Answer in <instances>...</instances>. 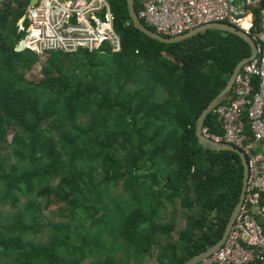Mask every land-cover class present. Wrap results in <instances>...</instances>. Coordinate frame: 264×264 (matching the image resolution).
<instances>
[{
  "label": "trees",
  "instance_id": "1",
  "mask_svg": "<svg viewBox=\"0 0 264 264\" xmlns=\"http://www.w3.org/2000/svg\"><path fill=\"white\" fill-rule=\"evenodd\" d=\"M28 3L0 2V264H182L213 244L242 166L203 148L195 120L248 42L217 29L160 42L110 0L118 50L46 51L26 79L40 59L14 49ZM203 126L221 133L212 112ZM50 203L66 221L42 218ZM254 216L264 231V193Z\"/></svg>",
  "mask_w": 264,
  "mask_h": 264
},
{
  "label": "built area",
  "instance_id": "2",
  "mask_svg": "<svg viewBox=\"0 0 264 264\" xmlns=\"http://www.w3.org/2000/svg\"><path fill=\"white\" fill-rule=\"evenodd\" d=\"M138 17L164 36L209 22H224L255 42L254 56L236 74L226 99L212 113L221 133L202 132L239 148L246 157V188L219 249L193 264H264V231L254 214L264 193V0H135ZM258 10L255 22L253 11ZM23 23H25L23 25ZM23 36L14 49L91 52L102 44L118 50L110 0H35L26 6Z\"/></svg>",
  "mask_w": 264,
  "mask_h": 264
},
{
  "label": "water",
  "instance_id": "3",
  "mask_svg": "<svg viewBox=\"0 0 264 264\" xmlns=\"http://www.w3.org/2000/svg\"><path fill=\"white\" fill-rule=\"evenodd\" d=\"M35 2V0H29V5H32ZM126 7L128 16L132 22V25L138 29L139 31L143 32L147 36L156 39L160 42H176L180 41L182 39L188 38L192 35H195L201 31L207 30V29H217L222 31H227L230 33H233L241 38H243L246 42L249 44V52L245 56H242L233 66L232 71L229 75V78L225 84V86L205 105V107L201 110L199 115L197 116L195 120V126H194V134L197 138V141L202 145L203 148H209L212 150H229L233 151L236 154H238L242 166V180H241V187L240 192L238 196V200L233 206L232 210L229 213V216L227 218V221L225 223V226L222 230V233L220 234L219 238L211 245L207 246L204 250L201 252L192 255L187 260H185L182 264H193L196 261H199L203 259L204 257L210 255L217 249L221 247V245L224 243L225 238L228 234L229 229L231 228L234 218L240 208V205L242 203V199L244 196L245 188H246V178H247V163H246V157L244 153L237 147L223 142V141H216L208 136H206L202 132L203 127V121L205 116L212 111V109L221 101H223L229 94L230 89L232 87L234 78L236 74L239 72L240 68L243 64H245L247 61H249L256 52L255 42L252 40V38L246 34L244 31L240 30L239 28H236L233 25H229L224 22H209L206 24H202L199 26H196L190 30H187L185 32H182L180 34H176L173 36H164L159 33H157L152 28L146 26L141 19L138 17L135 8H134V0H126ZM24 20V14L21 15V17L18 18V23H23Z\"/></svg>",
  "mask_w": 264,
  "mask_h": 264
},
{
  "label": "rangeland",
  "instance_id": "4",
  "mask_svg": "<svg viewBox=\"0 0 264 264\" xmlns=\"http://www.w3.org/2000/svg\"><path fill=\"white\" fill-rule=\"evenodd\" d=\"M1 1H2V0H0V2H1ZM23 22H24V20H23ZM17 24H18V25H21L22 23L19 24V23L17 22ZM59 51H61V50H59ZM62 52H72V51H62ZM39 54H40V59H39V61L36 62V63H34V64L32 65V67H31V69L28 70V71L24 74V77H25L26 79H37V78H39V77L41 76V66H42V64H43L44 56L46 55V53H45V52H41V53H39ZM11 135H12V129H11V128H8V131H7V140H8V141L10 140ZM118 182H120V180H119ZM114 189H115V188H114ZM114 189H113L114 194L117 193L118 196L121 195V192H120V191H116V190H114ZM110 193L112 194V190H111ZM107 202H109V200H107L106 203H107ZM56 207H57V204L50 203L49 206H48V208L42 212V218H45V216L48 217V215H50L49 218L51 219V221L59 220V219H61L62 221H66V219H67L66 216H58V215H56V214L52 215L51 213H49L51 210H55ZM50 219H49V220H50ZM35 232H36L37 235L39 236L40 233H41V229H40V230L37 229ZM86 260H87V261H91V259H86ZM0 263H1V261H0Z\"/></svg>",
  "mask_w": 264,
  "mask_h": 264
},
{
  "label": "crops",
  "instance_id": "5",
  "mask_svg": "<svg viewBox=\"0 0 264 264\" xmlns=\"http://www.w3.org/2000/svg\"><path fill=\"white\" fill-rule=\"evenodd\" d=\"M252 264H256V263H252Z\"/></svg>",
  "mask_w": 264,
  "mask_h": 264
},
{
  "label": "clouds",
  "instance_id": "6",
  "mask_svg": "<svg viewBox=\"0 0 264 264\" xmlns=\"http://www.w3.org/2000/svg\"><path fill=\"white\" fill-rule=\"evenodd\" d=\"M226 99V98H225Z\"/></svg>",
  "mask_w": 264,
  "mask_h": 264
}]
</instances>
